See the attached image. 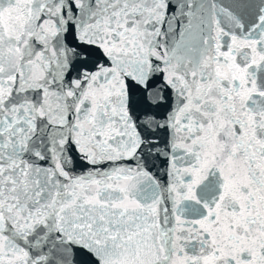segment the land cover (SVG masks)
I'll return each mask as SVG.
<instances>
[{
  "label": "snow or ice",
  "instance_id": "snow-or-ice-1",
  "mask_svg": "<svg viewBox=\"0 0 264 264\" xmlns=\"http://www.w3.org/2000/svg\"><path fill=\"white\" fill-rule=\"evenodd\" d=\"M0 264H264V0H0Z\"/></svg>",
  "mask_w": 264,
  "mask_h": 264
}]
</instances>
